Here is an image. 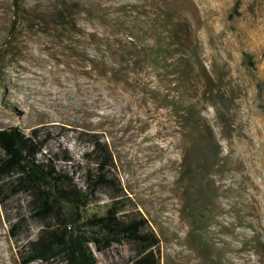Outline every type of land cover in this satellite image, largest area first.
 <instances>
[{
    "label": "rangeland",
    "instance_id": "1",
    "mask_svg": "<svg viewBox=\"0 0 264 264\" xmlns=\"http://www.w3.org/2000/svg\"><path fill=\"white\" fill-rule=\"evenodd\" d=\"M21 2L26 12L17 15L14 0H0V128L50 132L49 147L76 161L90 146L86 134L97 133L114 154L126 208L160 237L162 264H208L209 256L211 264H264V0ZM170 10L191 24L210 79L198 68L185 86L173 66L144 61ZM191 101L221 151L213 170L192 177L202 231L185 198ZM112 192H100L88 212L105 213ZM25 208V195L0 199V264H21L27 234L38 235L32 219L11 232ZM134 254L130 243L96 251L99 264H127Z\"/></svg>",
    "mask_w": 264,
    "mask_h": 264
},
{
    "label": "trees",
    "instance_id": "2",
    "mask_svg": "<svg viewBox=\"0 0 264 264\" xmlns=\"http://www.w3.org/2000/svg\"><path fill=\"white\" fill-rule=\"evenodd\" d=\"M14 2L17 15L26 12L21 0ZM61 11L66 17V10ZM165 22L167 28L161 38L144 51V61L154 69L173 66L174 74H179L178 82L185 86L198 68L201 78L210 79L188 20L170 10ZM246 56L253 67L252 57ZM213 104L219 110L218 104ZM184 111L193 143V159L184 171L190 177L185 198L196 230L202 231L205 227L197 223L202 210L201 190L197 189L196 177H192L213 170L221 151L197 105L191 101ZM50 135L41 129L27 133L18 126L0 128L1 203L6 205L19 195L26 197L25 212L11 224V232L18 236L29 219L39 227L38 235L33 238L27 234L26 242L20 246L21 264H99L96 251L106 253L124 243L132 244L135 250L127 264H162L159 235L147 218L126 208L109 144L97 133L86 134L90 146L76 161L66 148L51 149ZM107 189L114 192L105 213H89L97 195ZM206 259L211 264V256Z\"/></svg>",
    "mask_w": 264,
    "mask_h": 264
}]
</instances>
